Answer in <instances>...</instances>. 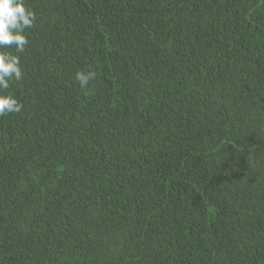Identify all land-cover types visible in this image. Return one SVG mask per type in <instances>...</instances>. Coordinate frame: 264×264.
I'll return each mask as SVG.
<instances>
[{"label":"trees","instance_id":"1","mask_svg":"<svg viewBox=\"0 0 264 264\" xmlns=\"http://www.w3.org/2000/svg\"><path fill=\"white\" fill-rule=\"evenodd\" d=\"M25 6L0 264H264V0Z\"/></svg>","mask_w":264,"mask_h":264},{"label":"clouds","instance_id":"2","mask_svg":"<svg viewBox=\"0 0 264 264\" xmlns=\"http://www.w3.org/2000/svg\"><path fill=\"white\" fill-rule=\"evenodd\" d=\"M35 14L25 6V0H0V116L19 113L23 104L10 94V82L23 77L20 56L5 47L14 46L17 54L23 53L28 44L26 29L34 27ZM94 73L77 72L81 88L88 85Z\"/></svg>","mask_w":264,"mask_h":264}]
</instances>
